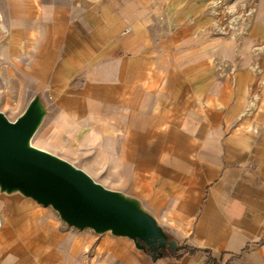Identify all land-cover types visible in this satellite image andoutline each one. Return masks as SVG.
<instances>
[{"label": "crops", "instance_id": "0c3cea01", "mask_svg": "<svg viewBox=\"0 0 264 264\" xmlns=\"http://www.w3.org/2000/svg\"><path fill=\"white\" fill-rule=\"evenodd\" d=\"M0 95V264H264V0H0Z\"/></svg>", "mask_w": 264, "mask_h": 264}, {"label": "water", "instance_id": "95a60500", "mask_svg": "<svg viewBox=\"0 0 264 264\" xmlns=\"http://www.w3.org/2000/svg\"><path fill=\"white\" fill-rule=\"evenodd\" d=\"M22 123L25 122L19 124ZM26 133V127H10L0 116V175L18 180L22 186L32 188L42 198H50L45 193V189L50 187L44 186L39 158L24 150L23 137Z\"/></svg>", "mask_w": 264, "mask_h": 264}, {"label": "rangeland", "instance_id": "374dc122", "mask_svg": "<svg viewBox=\"0 0 264 264\" xmlns=\"http://www.w3.org/2000/svg\"><path fill=\"white\" fill-rule=\"evenodd\" d=\"M1 98H3L2 95H0V116H2L5 121L7 120L10 123H13V125H19L20 127L24 126L27 128V133L29 135V139L27 140L28 149L26 150V152L31 153V154L34 153V148L36 147V145L32 141V135H33L35 124L31 123V122H25L22 124L14 123V121H16V119H18L21 116V114L23 113V112H21L22 108L15 107L14 105L11 104V101L8 102L6 107H2L1 106V100H2Z\"/></svg>", "mask_w": 264, "mask_h": 264}, {"label": "trees", "instance_id": "16d2710c", "mask_svg": "<svg viewBox=\"0 0 264 264\" xmlns=\"http://www.w3.org/2000/svg\"><path fill=\"white\" fill-rule=\"evenodd\" d=\"M170 252H172L171 256L175 260H181L185 257L192 258L194 255H196L197 253L201 251L193 249V248L190 249L187 247H182L180 249H177V251H170ZM202 254L204 255V258L206 259L204 264H223V256H219L216 258L209 251L208 252L202 251Z\"/></svg>", "mask_w": 264, "mask_h": 264}, {"label": "bare ground", "instance_id": "6f19581e", "mask_svg": "<svg viewBox=\"0 0 264 264\" xmlns=\"http://www.w3.org/2000/svg\"><path fill=\"white\" fill-rule=\"evenodd\" d=\"M1 117H2V116H1ZM2 119H3V117H2ZM3 120H4V119H3ZM4 122L7 123L8 126H10V127H16V126H17V125H13V123L8 122L7 120H6V121L4 120ZM28 139H29V135H28V133H26V134L24 135V137H23L24 150H25V151L28 149V146H27V140H28Z\"/></svg>", "mask_w": 264, "mask_h": 264}]
</instances>
